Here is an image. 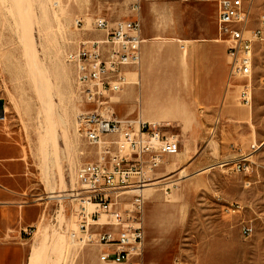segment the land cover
I'll use <instances>...</instances> for the list:
<instances>
[{
	"label": "rangeland",
	"instance_id": "rangeland-1",
	"mask_svg": "<svg viewBox=\"0 0 264 264\" xmlns=\"http://www.w3.org/2000/svg\"><path fill=\"white\" fill-rule=\"evenodd\" d=\"M133 1L0 0V100L7 110L6 120L0 121V158L6 159L41 217L30 235L10 239L25 241L17 242L25 247V264H102L96 246L72 242L67 229L54 224L59 214L60 222L74 225L68 217L76 168L94 160L98 151L81 134L77 116L97 108L107 116L171 122L180 134L179 151L160 168L161 182L145 191L144 264H264V48L257 55L253 103L245 106L235 87L228 90L230 67L219 41L214 79L221 92L212 105H204V95L189 91L201 75L200 55L190 47L218 37L215 5L141 0L143 37L148 39L143 44L154 48L128 73L123 91L106 95L108 102L101 105L88 104L66 53L87 38L103 36L93 27L97 16L125 17ZM78 18L82 25H77ZM181 42L188 46L186 55ZM144 64L160 71L163 81L171 76L175 87L167 91L159 82L144 87L142 95L138 80ZM150 95L162 109L170 107L156 114L147 105ZM241 109L247 117L235 114ZM47 127L52 144L45 159ZM242 154H250L248 173L236 169ZM51 190L56 196L49 197ZM231 203L241 208L228 211ZM246 224L254 227L249 236L243 233ZM9 253L16 254V249Z\"/></svg>",
	"mask_w": 264,
	"mask_h": 264
},
{
	"label": "built area",
	"instance_id": "built-area-1",
	"mask_svg": "<svg viewBox=\"0 0 264 264\" xmlns=\"http://www.w3.org/2000/svg\"><path fill=\"white\" fill-rule=\"evenodd\" d=\"M216 7L218 40L226 45L229 73L228 90L235 87L238 100L252 106L257 55L264 48V0H199ZM141 0L130 4L129 14L110 20L94 19V30L103 36L87 38L66 53L82 86L85 102L101 105L104 97L123 91L129 83L128 73L140 67L143 59V21ZM82 25L81 18L76 19ZM183 51L185 43H180ZM264 72V61H263ZM264 79V75L262 76ZM7 118L0 100V121ZM77 123L85 140L98 148L96 158L76 168V188L70 192V223L54 224L66 228L72 242L94 245L102 264H144L146 250V195L149 183L181 147L178 132L171 122L136 117L104 115L97 108L78 113ZM256 148V144H253ZM250 154H242L236 169L251 171ZM247 184H251L250 181ZM241 204L231 203L228 211ZM37 226L25 229L30 235ZM250 224L243 226L249 236Z\"/></svg>",
	"mask_w": 264,
	"mask_h": 264
},
{
	"label": "crops",
	"instance_id": "crops-1",
	"mask_svg": "<svg viewBox=\"0 0 264 264\" xmlns=\"http://www.w3.org/2000/svg\"><path fill=\"white\" fill-rule=\"evenodd\" d=\"M144 38L145 42H147L148 39L146 37ZM219 41L220 40H218V37H210V39H202L198 42H192L190 47L191 49L192 47H195L200 55L201 75L200 78L194 82L189 91L192 94H198L200 96L204 95L205 99L203 100V104L207 106L212 105L215 102L217 93L219 94L221 92L220 88L218 87V83L214 79L216 68L220 65L219 61H214V53L220 48L218 47V45H220ZM174 45L178 48L177 44ZM153 48V44L149 42L145 45L143 44V55L146 54L148 56ZM187 52L188 48L186 51H184V55H186ZM226 58L228 63L227 50L226 53H224V59ZM145 59H147V57H145ZM156 72L159 74L158 76H155ZM162 77L163 74L160 71L157 69H150L147 64H144L140 80L141 94L143 93L144 87H153L159 82L166 86L167 91L169 87H175L174 81L170 79L171 76L164 81ZM171 93L173 94V92ZM152 97L153 96L151 95L148 97L147 105L150 107L152 106V108L155 109L156 114L165 111L170 107L169 105H166L162 109V107H160ZM195 112L197 116V111ZM235 114L245 115L246 117L248 116L246 109H241ZM5 160L6 159L0 158V164L5 168V170L0 173V247L4 248L3 253H0V264H25V247L17 243L25 241L12 240L10 238L19 235L21 238H23V232L26 234L25 229L31 226H37L41 220V217L39 215L38 207H36L35 204L27 202L25 197L26 191L22 189L23 187L21 183L19 182L18 178L15 177L14 173L11 172L6 162H4ZM31 211H35L36 215L31 216ZM13 249H16V254L11 256L9 251Z\"/></svg>",
	"mask_w": 264,
	"mask_h": 264
},
{
	"label": "bare ground",
	"instance_id": "bare-ground-1",
	"mask_svg": "<svg viewBox=\"0 0 264 264\" xmlns=\"http://www.w3.org/2000/svg\"><path fill=\"white\" fill-rule=\"evenodd\" d=\"M138 81H140V80H138ZM7 111V110H6ZM7 113V112H6ZM62 118V117H61ZM62 121L65 123V119L64 118H62ZM52 143H51V133H50V129H49V127H47V129H46V133H45V135L43 136V138H42V151H43V153H44V158L46 159V154H47V152H48V147L51 145ZM44 159V160H45ZM161 181L160 180H158V178L156 177L155 178V180L154 181H152L151 183H149L148 185H149V187L147 188V189H151V188H153L155 185H157V184H159ZM50 191V190H49ZM52 192H51V194L49 195V197H53V196H56V194H54L55 193V190L53 191V190H51ZM58 195V194H57ZM59 196V195H58ZM61 196V195H60ZM43 252V251H42ZM41 252V253H42ZM37 254V253H36ZM33 255H35L34 253H33ZM30 258L32 259V255L30 256ZM35 258H36V256H35ZM34 258V259H35ZM38 258H39V256H38ZM42 260V259H41ZM31 261L32 260H30V264H32L31 263ZM41 262V261H40ZM34 263H36L35 261H34Z\"/></svg>",
	"mask_w": 264,
	"mask_h": 264
}]
</instances>
